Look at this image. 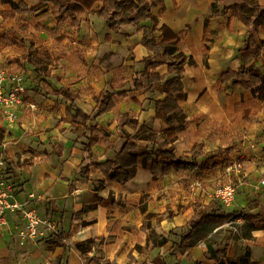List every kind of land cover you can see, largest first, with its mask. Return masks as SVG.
Wrapping results in <instances>:
<instances>
[{
  "label": "crops",
  "instance_id": "obj_1",
  "mask_svg": "<svg viewBox=\"0 0 264 264\" xmlns=\"http://www.w3.org/2000/svg\"><path fill=\"white\" fill-rule=\"evenodd\" d=\"M26 1L31 6L37 3V0ZM148 1L151 2V0ZM257 2L262 4L264 0H257ZM162 3L163 8L158 4L151 7L152 14L157 18L156 29L166 25L173 32L179 33L183 52L187 58L191 57L194 61V64L184 66L182 83L186 98L179 101V105L186 114L187 123L174 142L175 153L178 156L188 157L192 149L194 153V146H196L199 149L195 154L198 164L205 163L207 167L188 170L171 169L163 177L153 180L149 171L142 168L139 161L133 178L124 184L105 179L100 169L95 167L90 168L91 180L86 181L77 172H73L81 160L80 143L83 138L79 139L80 149H75L77 152L72 151L68 156L70 151L66 153V149L72 146L75 134L71 131V124L64 119V105L55 101L54 97L41 101L35 88L34 100L26 102L24 94L22 104L17 109L18 117L15 122L8 123L0 114V129L5 131L4 138L0 141V150L13 162H26L16 168L17 178L21 185L16 195L13 194V196L18 201H24L31 196L30 205L34 206L42 217L56 222L58 231L55 233L62 234L60 238L64 246L49 247L54 239L51 238L53 232L48 229L36 241H26L20 244L17 233L22 227V219L18 213L8 211L6 214L8 226L0 231V264H94L93 261L89 262L86 259L88 255L93 257L98 264H103L105 261L112 264V260L108 257L109 252L103 256L104 258L98 257L97 253L101 248L109 246L114 249L116 242L120 239H126L131 243L126 249V254L133 249L136 241L135 235L139 236L142 232L140 226L143 218L136 226H132L131 231L126 227L133 222L130 216L132 213L138 211L140 217L144 216L140 209L133 205L142 192L149 191L151 194L161 193V195L165 193L161 199H155V204L153 200H149L148 207L145 205L147 211L163 213L164 208L167 207L173 212L171 218L163 217L158 222L159 228L166 232L164 235H167L171 229L185 224L196 210V206H204L212 200L215 201L214 198H208L211 197L210 189L218 182L226 180L222 176L213 175L207 171L209 161L215 159L211 154L214 145L228 144L231 147L237 142V137L243 130L245 131L242 133L243 138L250 139V137L260 135L264 137L262 133L264 131V99L252 97L251 92L240 85L225 86L218 76L221 71L227 69L235 71L240 66L241 61L237 48L243 44L246 27L236 18L229 19L231 10L227 9L220 15L209 16L206 29H204L205 17L212 11L228 7L232 0H162ZM130 4L136 6L137 0H133ZM101 6L102 3L98 1L93 9H99ZM8 9H10L9 5L0 0V10ZM43 9H37L31 14H16L13 17L2 18L0 16V65L6 67L9 72L14 70L22 73L25 79L24 69L29 65L22 68L15 61L16 57L25 54L24 48L17 43L19 39L32 40L36 54L42 55L38 53V45L35 41L45 34L46 31L43 29L52 32L58 28H64L62 32L64 35L58 38V49L68 53L69 56L65 58H68L69 62L66 60V71L61 74L58 72V75H63L60 76L59 81L54 82L52 73L55 70L51 65L50 81L55 86H64L74 90L76 92L75 104L86 113L92 112L95 106L93 96L98 95L103 89L118 91L127 88L134 74L142 68L138 62L150 54L142 44L143 30H138L136 25L127 23L113 31L103 18L93 11L81 16L83 19L79 26H71L69 21L57 23L49 9L46 10L51 16L49 24L42 23V28L39 24H33V29L27 34L10 35L14 31L12 27L15 26L12 21L20 19L19 21L22 22V19L28 17L27 15H35L33 17L35 18L39 16L38 13L45 12L42 11ZM140 24L148 28L151 20H143ZM107 34L110 35L109 40L105 39ZM153 35L159 39L158 30H155ZM258 37L264 40V21L259 28ZM16 46L21 49L22 54L11 56L14 49L19 50ZM76 47L83 49L81 52L83 58L77 62L74 60L70 62L73 55L70 53L76 50ZM262 52L264 53V48ZM105 53L110 54L100 60V56ZM9 57H12L10 62ZM253 62L264 74L263 59H254ZM154 71L161 75L165 74L167 66L161 64ZM131 94L136 96L141 103L138 104L129 97L119 98L111 110L96 118L98 126L110 131L113 134L111 139L114 141L117 138L116 127L120 116L127 113L130 117L146 121L151 125L156 131L155 141L163 143L164 124L154 117L153 103L145 98L152 96L154 99L161 100L164 94H151L150 91H133ZM30 104L34 107L31 108ZM26 109L34 113L26 115ZM248 119H253V121H247ZM38 141L42 143L41 148L36 149L38 152L31 151L32 153L28 156L22 153L19 158L17 157L21 149L26 151L28 147L36 148ZM50 141L58 142L63 146L65 148L63 154L49 155ZM222 142L225 144H221ZM93 151L101 161L111 150L105 151L102 145L96 144L93 146ZM232 151L233 148L230 152ZM222 152L227 151L222 150ZM35 168L40 169L39 173H33ZM246 169L240 176L245 179V182L239 186L238 202L228 212L242 211L247 215L255 216L257 225H264V218H261L259 214L260 211L264 212V186L254 181V178L258 176V171L248 166ZM178 173L194 176L200 174L190 184L196 186L193 194L201 204L189 205L187 210L177 209L176 205L180 203L178 197H181L177 192H184L183 184L172 178ZM99 180H102V183H99ZM253 192L256 193L254 197L258 202L254 207L256 211L251 213L247 211V203L248 197L253 199ZM158 202L166 203L165 206H160L164 208L158 209ZM129 207L132 208L131 211L128 210ZM252 237L254 239L251 243L248 239L241 238L244 242L242 244L239 241L238 248L227 246L224 258L236 257L248 249L251 257L258 264H264V227L252 230ZM141 238L139 244L144 245V232ZM89 239H95L98 245L97 247L95 245L86 255H82L75 248L74 243ZM208 242L211 241L203 238L197 245L190 248L191 256L198 261V264L216 263L206 251ZM169 246L170 243H167L163 247L151 249L148 253L133 250L132 254L136 261L131 264L145 259L148 255H152L150 258L152 259L158 254H163ZM180 255L185 258L184 255ZM127 258L125 255L122 264L128 262ZM170 258L168 257L167 260L169 264L172 263L169 262ZM185 260L188 264V260L186 258Z\"/></svg>",
  "mask_w": 264,
  "mask_h": 264
},
{
  "label": "trees",
  "instance_id": "obj_2",
  "mask_svg": "<svg viewBox=\"0 0 264 264\" xmlns=\"http://www.w3.org/2000/svg\"><path fill=\"white\" fill-rule=\"evenodd\" d=\"M101 2L99 9H93L96 2ZM133 0H37L33 6L26 0H1L8 4L10 9L0 10L2 18L13 17L16 14H31L35 10L44 8L42 11L49 10L57 23L69 21L71 26H79L82 21V15L88 12H96L100 15L109 28L115 31L120 25L131 23L136 25L138 30H143L142 44L147 48L150 54L140 60L138 63L142 68L137 71L129 83L128 87L122 90L103 89L98 95L93 96L95 106L91 113H86L74 102L76 92L68 87L55 86L51 81L53 63L52 57L48 53L42 55L36 54L34 42L29 39L20 38L17 42L25 50V54L16 57L15 61L19 67L29 65L32 72L43 82V86L36 88L38 98L44 101L47 98L54 97L55 101L64 105L65 121L71 124V131L75 134L73 143L83 138L81 144V160L76 168V172L86 181L91 180L90 168L100 169L103 177L110 181H116L124 184L133 178L137 164L140 161L141 166L147 169L153 180H157L168 173L171 169L188 170L199 167H207L205 163L198 164L195 153L191 152L188 157L178 156L175 153L174 142L178 134L185 128L187 117L179 101L186 98V92L182 83L185 64L192 65L194 61L191 57L187 58L182 50V41L179 33L173 32L166 25L156 29L157 18L152 14V5H160L163 8L162 0H137L136 6L130 3ZM51 5L52 7L50 8ZM126 7V8H124ZM124 8V9H123ZM227 9L231 10V18L238 19L246 27V35L243 44L237 48V54L241 61L237 70L227 69L219 72L220 82L225 86L240 85L251 92L252 97L264 99V74L260 68L253 62L254 59L262 58L264 67V40L258 37V31L264 21V2L259 4L257 0H232L228 7L221 10L212 11L205 17L204 29H206L209 16H216L224 13ZM150 19L151 25L146 28L140 23L143 20ZM159 31V39L153 33ZM105 39L109 40L110 35ZM16 42V41H15ZM105 53L100 56V60L109 55ZM161 64H166L165 74L155 72V68ZM108 83V82H106ZM133 91H150L151 94H164V98L157 100L148 96L145 99L153 103L154 117L158 118L163 124L162 129L163 143L155 141L156 131L146 121H140L137 118L130 117L127 113L121 114L117 123L116 137L121 139L115 147L111 139L113 134L107 129L98 126L96 118L106 111L111 110L119 98L129 97L130 100L140 104L141 101L131 94ZM246 120V119H245ZM247 121L252 122L253 119ZM5 131L0 129V141L4 138ZM144 142V143H139ZM100 144L105 151L111 150L103 160L93 151V146ZM231 147L225 148L227 152ZM223 149L218 148V151ZM0 160L3 162V169L9 177H16V168L26 164L23 162H13L9 160L6 154L0 150ZM102 183V180H99ZM21 185V184H20ZM32 202V201H31ZM31 204V203H30ZM140 212L144 215L140 230L145 233L144 245L135 244L133 249L127 254L128 262L131 264L136 261L132 251L139 253H148L155 247H163L167 243L170 246L163 254H158L150 259L149 264H169L167 262L173 253L178 252L185 256L188 264H198L190 253V248L197 245L204 237L199 232L205 227H217L223 225L235 217L243 219L248 225V230L262 228L264 225L255 223V216L247 215L239 210L230 212L222 210L216 200L210 201L207 205L196 206V210L186 221L183 228L178 232L171 229L167 235L158 233L151 225L152 219L159 222L164 218H171L173 212L168 210L166 213H157L147 211L146 205L139 206ZM47 215V214H46ZM248 233L245 238H248ZM61 233L53 232L49 247L56 245L64 246L61 241ZM101 238H99L100 240ZM95 239H89L74 243L77 250L82 255H86L96 245ZM227 244L221 248H216L211 242L207 243L206 251L215 260V264H258L251 257L248 249L236 257H225ZM103 264H110L105 261ZM170 264H178L172 262Z\"/></svg>",
  "mask_w": 264,
  "mask_h": 264
},
{
  "label": "rangeland",
  "instance_id": "obj_3",
  "mask_svg": "<svg viewBox=\"0 0 264 264\" xmlns=\"http://www.w3.org/2000/svg\"><path fill=\"white\" fill-rule=\"evenodd\" d=\"M39 16L33 18L35 15H27L28 17L25 19H22V22H20V19H17L15 21H12V24H15V26L12 27V29L14 31H12V33H10L11 36H13L14 34H16V36H20V34H27V32L29 30L33 29V24H39L40 28H42L43 25H41L42 23L47 25L50 23L51 21V16L49 15V11H45L43 13H38ZM34 20V21H33ZM47 28V27H46ZM45 30V34L40 37L39 39H37L35 41V43L38 45L37 46V50L38 53L43 54V53H48L52 59H53V67L52 69L55 70L52 76V80L54 81H59L60 76L62 75H58V72L61 74V72L66 71L67 67H66V59L65 56L68 55L67 52H63L62 50L58 49V43L59 40L58 38H60L59 36L64 35L62 32L64 30V28H58L55 31L52 32H48V30ZM67 37V36H66ZM70 39V38H69ZM16 48L19 49V47L16 46ZM76 50H73L70 54L71 59L70 62H72V60L74 61H78L79 59L83 58V55L81 54V52L83 51V49H79V47H76ZM23 50V49H22ZM21 49L16 50L14 49V52L11 53V56H19L21 55ZM10 56V55H9ZM69 56V55H68ZM12 60V57H9ZM68 61V60H67ZM69 62V61H68ZM95 61H93L94 63ZM9 68V67H8ZM24 75H25V85H26V89H25V101L26 102H30L31 100L35 99V88H38L39 86H42V82L40 81V79L32 72V70L30 69L29 66H26V68L24 69ZM58 70V71H57ZM18 71H14L11 70L10 73H16ZM50 106V105H47ZM47 108V107H45ZM56 110H58L59 112V108H57ZM34 112H32L30 109H26L25 110V114L26 115H30L33 114ZM56 115H58V113L56 112ZM62 120V119H60ZM65 131V130H64ZM240 136L237 137V142L234 143L233 145H231V147L233 148V151L230 153L227 152H222V150L220 152H218V148L221 149H225L230 147V145H214V149L213 151H211L212 157H215V159L210 160L208 163V170L210 171V173H212L213 175H218V176H222V178L224 179H230L235 187V204L238 202V197H239V186H241V184H243V182H245V179L240 178V176L242 175V173H244L247 169L246 167H251L254 171H258V176L255 177L254 181L256 183L259 182V180L261 178H264V137L262 135H260L259 137H250V139L247 138H243L242 137V133H245V131H240ZM264 133V131L262 132ZM80 139V138H79ZM121 139L116 138L114 140V144L115 147L120 143ZM41 142L38 141L36 148L34 147H28V149L25 151L23 149H21V151L19 153H17V157L19 158L20 155L22 153L27 154V156L29 155V153H32L34 151L38 152L36 149L37 148H41ZM221 144H225V142H222ZM40 145V146H39ZM65 148L61 145H59L58 142H52L50 141V145H49V150H50V154H63V150ZM75 149H80V144L79 141L75 142L72 144L71 147H67V151L68 150L70 152H68V156L71 155V152L73 151L74 153H76L77 151H75ZM20 150V149H19ZM46 150V149H45ZM194 153L197 154V152L199 151V149L194 146ZM32 151V152H31ZM27 152V153H26ZM111 152V151H110ZM193 152V149H192ZM221 156V157H220ZM212 157L210 159H212ZM25 158V157H23ZM237 162H239L241 164V170H237L236 167L234 166V164H236ZM39 168H35L33 170V173H39ZM73 172H76V169H73ZM200 174L194 176V175H183V174H176L174 177V179H177L180 183L183 184V191H178L177 194L180 195L181 197H178V205H176L177 209H184L187 210L189 205H195V204H201V202H198L195 195L193 194V191L196 190V186H191V182L196 178L199 177ZM1 177L3 179V181H5L7 184H10L11 187V193L16 195V193L18 192V188L20 187V180L16 177H9L8 173L5 172V170L3 169V173H1ZM221 179V178H220ZM247 181V180H246ZM221 182V181H220ZM257 185V184H256ZM217 184L215 186H213L210 189L211 192V197L209 196L208 198H213V190L216 188ZM262 192V190H259ZM264 192V191H263ZM163 195H165V193H163ZM161 193H155V194H151V192L149 191H145L142 192L139 196L138 199H136V201L133 203L134 206H137L139 208L140 205L146 204L147 207L149 205V200H153V204L156 203V198L157 199H161L162 196ZM190 197V199H188V197ZM256 193L253 192V199H250L251 197H248L249 201L247 203V211L249 212H255L256 209L255 207V203H257V199H255ZM122 202V201H120ZM166 203L164 202H158L157 203V208L161 209L164 207H160V206H165ZM218 204V203H217ZM131 207L128 208V210L131 211ZM222 209V208H221ZM168 210V208H164L163 213H166V211ZM223 210V209H222ZM264 212L260 211V217L264 218ZM189 214V213H188ZM187 214V215H188ZM186 215V216H187ZM131 216V220L133 221L130 225H128L126 228L131 231L132 230V226H136V224L140 221L142 217H140V215L137 212L132 213ZM55 224V229L54 232L58 231L57 228V224L55 221H52ZM152 227L154 228V230L158 233H162L165 234L166 232L163 231V229L159 228V224L157 221H155L154 219H152L151 222ZM184 223L181 226L175 227L173 228L174 231L178 232L181 228L184 227ZM248 230V225H246L243 221V219H241L240 217H235L233 218V220L217 226V227H205L204 229H202L199 234L201 236H203L204 238H206L207 241H211L214 246L217 247H221L224 244H227V246H231V247H235L238 248L239 247V241L243 244L244 241H241V238L243 239H248L251 243V241L254 239L252 237V231H249V233L247 232ZM248 233V238H245V234ZM143 235V232L139 233V236H136L134 238H136L135 244H139L140 240L142 239L141 236ZM103 243V242H102ZM246 243V242H245ZM131 243L127 242L126 239H120L119 241L116 242L114 249L109 246L106 247L104 249H100V252L97 253L98 257H103L106 255L107 252L108 253V257L110 258V260H112V264H122L125 258L126 254V249L129 247ZM98 245V244H97ZM97 245L95 247H97ZM99 248V247H98ZM97 249V248H96ZM160 253V252H159ZM90 255H88V257L86 258L89 262L93 261L94 264H98L93 257H89ZM96 256V255H95ZM152 255H148L146 256L145 259L143 260H137V262L135 264H149L150 258ZM104 258V257H103ZM128 260V258L126 259V261ZM125 261V262H126ZM178 261V264H186V260L184 257H182L180 254L178 253H173V255L171 256L169 262H175Z\"/></svg>",
  "mask_w": 264,
  "mask_h": 264
},
{
  "label": "built area",
  "instance_id": "obj_4",
  "mask_svg": "<svg viewBox=\"0 0 264 264\" xmlns=\"http://www.w3.org/2000/svg\"><path fill=\"white\" fill-rule=\"evenodd\" d=\"M26 85L22 73L11 74L9 70L0 65V114L8 122L17 120V109L22 104ZM33 108L34 105L30 104ZM3 162L0 160V231L8 226L6 214L8 211L16 212L22 219V227L18 230L19 243L36 241L44 235L46 229L54 232L55 224L42 217L34 206H31V196L24 201H18L11 193V185L3 181L1 169ZM237 170H241V164H234ZM196 184V183H194ZM264 186V178L259 181ZM213 198L225 211L230 210L235 204V187L230 179L218 182L213 190Z\"/></svg>",
  "mask_w": 264,
  "mask_h": 264
},
{
  "label": "bare ground",
  "instance_id": "obj_5",
  "mask_svg": "<svg viewBox=\"0 0 264 264\" xmlns=\"http://www.w3.org/2000/svg\"><path fill=\"white\" fill-rule=\"evenodd\" d=\"M165 224V223H164Z\"/></svg>",
  "mask_w": 264,
  "mask_h": 264
}]
</instances>
